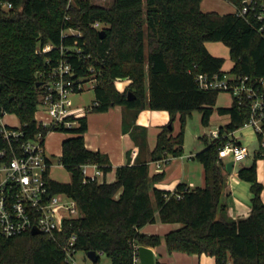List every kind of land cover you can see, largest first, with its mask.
Segmentation results:
<instances>
[{
  "label": "trees",
  "instance_id": "trees-1",
  "mask_svg": "<svg viewBox=\"0 0 264 264\" xmlns=\"http://www.w3.org/2000/svg\"><path fill=\"white\" fill-rule=\"evenodd\" d=\"M10 1L12 7L0 8V106L16 114L25 137L38 130L47 132L34 117L41 90L37 82L44 80L39 73L48 70L46 55L55 52L38 51L46 42H76L91 54L77 70L90 73L89 63L96 68L93 89L97 103L91 110L104 111L120 104L134 116L145 107L169 112V121L160 127L149 152L150 160L182 154L183 123L192 109L201 111L203 124L209 122L219 89L199 88L194 75L225 71L221 69L223 57L212 54L205 41H222L228 47L233 61L230 73L264 78V35L258 32L253 12L238 13L242 0H230L236 10L224 13L201 10V0H111L109 5L90 0ZM95 21L101 28L93 26ZM71 26L82 34H63ZM72 60L77 64V58ZM120 78L131 80L122 91L115 85ZM128 90L134 98H127ZM217 110L229 115L220 129H233L248 115L234 98L229 106ZM177 112L180 128L173 133ZM86 129L87 115L80 116L74 126L56 129L73 133L62 139L59 156L70 179L48 177L51 190L72 196L82 214L65 220L58 240L30 231L0 234V264H67L61 241L72 232L77 250L101 251L111 264H132L133 243H160L159 234L140 230L156 220L180 224L163 235L168 251L206 253L214 256L215 264L227 260L230 264H264V200L256 168L257 158L264 154L256 151L250 164L237 169V176L250 182L252 196L249 213L232 218L223 213L225 205L220 203L226 182L225 166L217 154L221 140L202 135L205 146L193 155L203 166V185L179 182L169 190L154 185L163 172L149 174L147 159L118 165L113 181L84 180V163L95 162L103 172L111 169L107 153L86 147ZM145 130L138 125L130 129L139 150L146 147Z\"/></svg>",
  "mask_w": 264,
  "mask_h": 264
},
{
  "label": "built area",
  "instance_id": "built-area-1",
  "mask_svg": "<svg viewBox=\"0 0 264 264\" xmlns=\"http://www.w3.org/2000/svg\"><path fill=\"white\" fill-rule=\"evenodd\" d=\"M10 7H12L10 0H0V8ZM237 11L240 14L253 12L258 20V32L264 35V0H242ZM64 17L69 19L70 16L65 13ZM99 24L95 21L93 26L99 27ZM66 33L82 34L75 26L63 30V34ZM38 51L55 52L46 55L48 70L39 73L44 75V80L40 84L41 90L34 111L36 122L40 127L46 128L47 132L74 126L78 123V118L86 115L97 103L93 100L92 104L87 106L72 105L68 100L71 94L83 89L86 81L95 83L94 64L87 65L90 73L82 74L77 71L91 54L84 52L76 42L58 45L46 42L39 46ZM73 57L77 58V64H74ZM194 79L201 89L229 91L236 104L247 109L246 119L237 127L220 129L218 126L210 129L206 135L209 139L221 140L217 154L223 165L225 166L227 162L223 161L226 156H232L230 160L233 165L237 159L249 154V147L241 141L242 133H237L240 128H251L256 135V151L264 154V78L233 73L227 75L225 72L222 74L197 72ZM5 113L7 112L0 106V234L10 236L31 232V228L35 226L39 230L38 233L58 240L65 220L80 216L82 212L72 196L64 191H53L48 184L51 162L44 150L47 132L38 130L32 137H25L20 123L9 125L3 120ZM168 159L169 157L165 156L155 160L156 167L160 169L162 163ZM89 167L93 168L92 172L89 171ZM81 168L84 180H101L99 178L103 170L97 163L87 162L82 164ZM75 239L76 234L72 232L61 241L67 264H81L75 257L77 251L74 246ZM139 245L133 243L132 264H142L138 253ZM226 264H230V261L227 260Z\"/></svg>",
  "mask_w": 264,
  "mask_h": 264
},
{
  "label": "crops",
  "instance_id": "crops-1",
  "mask_svg": "<svg viewBox=\"0 0 264 264\" xmlns=\"http://www.w3.org/2000/svg\"><path fill=\"white\" fill-rule=\"evenodd\" d=\"M233 6V9L220 10L219 8L224 7L222 0L200 1V8L203 11L231 12L236 10V6ZM218 42L221 41H205V46L212 54L221 56V53L217 51ZM145 51H148V47ZM232 64L233 61L230 58V62L225 67L222 64L221 69L223 71L226 69L229 70ZM130 81V78L116 79L115 85L122 91L129 85ZM86 115L87 129L84 132L86 147L107 153L111 164V169L103 172L99 178L101 180L99 181H113L118 165L134 163L140 159H147L149 174L163 172L162 178L154 183L156 187L173 190L179 182H185L191 187L204 184L203 166L195 162V160L175 161L176 156H170L168 162L158 169L155 160L149 159V152L156 143L157 132L162 125L169 121V112L167 110L145 107L139 110L134 116L131 109L116 104L104 111H89ZM226 115L219 125H224L229 121V115ZM132 118H134V121ZM125 125L128 128H125ZM134 125L142 126L146 129V147L142 150H139L138 145L130 133V129ZM151 165H153V168H151ZM233 166L234 164L229 173L226 174V182L220 196V203L225 205L223 213L227 217L237 218L246 216L249 213L252 193L249 188L250 182L240 179L237 176V169L233 170ZM256 168L257 179L262 183L260 196L264 200V156L257 158ZM89 171L92 172L93 168L89 167ZM195 180H201L202 183L197 184ZM221 213L219 208L218 215ZM179 225L178 222H161L156 220L146 223L140 230L145 233L159 234L161 236L160 243H163L166 247L163 235L168 230ZM151 247L155 253L157 245ZM159 261L165 264H215V259L212 255L206 253H187L180 250L165 252Z\"/></svg>",
  "mask_w": 264,
  "mask_h": 264
},
{
  "label": "rangeland",
  "instance_id": "rangeland-1",
  "mask_svg": "<svg viewBox=\"0 0 264 264\" xmlns=\"http://www.w3.org/2000/svg\"><path fill=\"white\" fill-rule=\"evenodd\" d=\"M69 1V0H68ZM94 3H99L103 5H109L111 0H90ZM72 2V0H70ZM224 7L219 8L220 10L233 9L234 4L230 0H222ZM102 24H99L101 27ZM215 42V41H210ZM218 52H220L221 57H223V65H227L230 62V57L228 55L227 46L221 41L218 42ZM225 69V68H224ZM227 75H230L228 69L224 70ZM69 102L73 105H90L94 100V89L91 81H86L84 83L83 89L74 92L68 97ZM232 101V96L229 91L220 89L216 95L215 104L213 105V111L210 115L208 124H203L201 122V111L198 108H194L190 113L186 114L184 119V140H183V151L180 156H176L175 161H186L195 160V162L201 164L199 160L193 157L194 153L201 150L205 146V142L202 139V135H207L212 128H216L222 122V120L227 116L226 114H220L217 110L220 106H229ZM94 110H90L92 112ZM170 117V116H169ZM3 120L9 125L19 124V119L14 113H5ZM180 128L179 112L173 120V133H176ZM237 133H242L241 141L249 147V154L245 157L237 159L234 162L233 170L238 169L241 165H247L252 162L254 153L257 149L256 135L251 131L250 127L240 128ZM73 134L69 131L63 130H52L46 133L44 140V150L45 155L49 158L51 162L49 174L52 178L60 181H68L70 179L69 171L59 162V156L61 153V141L64 137ZM232 156H226L223 161L226 162L230 160ZM174 161V162H175ZM168 161L162 163L166 164ZM155 164V163H154ZM153 168V165H151ZM225 175L229 173L224 169ZM197 184L202 183L201 180H195ZM168 250L163 243H160L156 247L154 253L155 259L159 261L161 257L164 256L165 252ZM76 259L81 264H111L109 257L103 253L99 252V259L94 262L87 255L84 250L78 249L75 254Z\"/></svg>",
  "mask_w": 264,
  "mask_h": 264
},
{
  "label": "water",
  "instance_id": "water-1",
  "mask_svg": "<svg viewBox=\"0 0 264 264\" xmlns=\"http://www.w3.org/2000/svg\"><path fill=\"white\" fill-rule=\"evenodd\" d=\"M99 32L101 34L104 33V30L103 29H99ZM41 84V81H38L37 82V85ZM126 96L128 99H131V98H134L135 97V94L131 91V90H128L127 93H126ZM169 126L171 127V124H169ZM232 161L229 160L226 162L225 164V169L227 171H230L231 170V167H232ZM39 230L33 226L31 228V233H38ZM86 252V255L94 262L97 261L98 259V253L93 250V249H90V250H87L85 251ZM138 253H139V258H140V261L142 264H157V260L155 259V255H154V250L151 246L149 245H145V244H140L139 247H138Z\"/></svg>",
  "mask_w": 264,
  "mask_h": 264
}]
</instances>
